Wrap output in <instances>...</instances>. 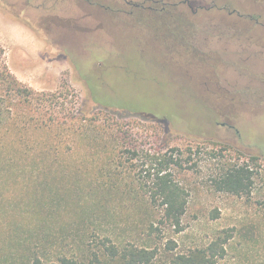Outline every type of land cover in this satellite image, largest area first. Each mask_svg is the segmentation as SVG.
Returning <instances> with one entry per match:
<instances>
[{"label":"rangeland","instance_id":"rangeland-1","mask_svg":"<svg viewBox=\"0 0 264 264\" xmlns=\"http://www.w3.org/2000/svg\"><path fill=\"white\" fill-rule=\"evenodd\" d=\"M157 1L177 4L166 13L185 26L190 46L186 58L171 53L176 64L154 66L155 79L167 84L175 102L178 118L171 123L91 103L87 86L97 97L112 94L111 79L122 69L144 78L145 65L131 66L133 56L161 60L139 22L143 16L137 24L106 12L131 3L148 16ZM0 48L20 83L58 96L57 110L120 138L132 177L154 171L172 148L188 169L176 175L188 193L184 230L160 227L156 237L146 229L154 219L145 207L147 188L133 186L131 196L86 195L83 209L72 214L45 197L40 216L34 197L43 192L42 178L30 161L4 171L1 161L8 156H0V264L84 257L97 252L104 237L119 246L158 247L160 253L171 239L177 248L170 254L186 253L228 230L231 238L218 264H264V0H0ZM226 165H247L246 195L217 190Z\"/></svg>","mask_w":264,"mask_h":264},{"label":"trees","instance_id":"trees-1","mask_svg":"<svg viewBox=\"0 0 264 264\" xmlns=\"http://www.w3.org/2000/svg\"><path fill=\"white\" fill-rule=\"evenodd\" d=\"M156 5L157 11L148 7V16L144 15L146 11L131 3L123 4L122 10H106L112 15L130 17L137 24L140 22L149 38L156 43L161 60L150 57L149 61L143 62L137 55L129 60L135 68L145 65L144 73L148 76L133 78L126 69H122L111 79L112 94L102 97H97L91 84L87 83V86L91 103L108 110L171 123L178 118L175 102L167 96V84L155 79L157 71L154 66L156 61L176 64L171 53L186 58L190 46L186 35H183L185 26L177 25L179 18L176 15L166 13L174 10L177 4L157 1ZM142 16V23L138 22ZM120 21L126 24L123 19ZM131 51L135 54L134 50ZM59 104L58 96L35 92L20 83L9 71L4 50L0 48V156H8L1 161V166L4 171H10L24 167L30 161V167L42 178L39 183L43 185V192L37 191L34 197L37 215L45 212V197L72 214L74 209H83L84 202L81 201L86 195L101 192L131 196L135 186L142 190L147 188L149 192L145 207L149 218L154 219L146 225L148 234L158 237L160 227L170 228L175 234L181 233L188 193L176 175L188 169L176 157L178 149L172 148L170 154H164L154 171H143V177L139 179L132 177L122 160L124 146L121 139L74 113L57 110ZM10 151L11 154L7 153ZM246 168L247 165L224 166L216 181L217 190L233 196L246 195L251 185L250 172ZM79 219L83 222L82 217ZM230 232L224 231L203 248L176 254H170L177 248V243L171 239L165 241L164 250L160 253L158 247L119 246L109 237H104L99 241L98 251H91L87 256L59 257L48 262L34 257L28 264H218L226 255Z\"/></svg>","mask_w":264,"mask_h":264},{"label":"flooded vegetation","instance_id":"flooded-vegetation-1","mask_svg":"<svg viewBox=\"0 0 264 264\" xmlns=\"http://www.w3.org/2000/svg\"><path fill=\"white\" fill-rule=\"evenodd\" d=\"M156 4H157V2H153V6L149 7V8L152 9L153 11H157V8H156L157 5ZM162 9H163V7L158 9V10H162Z\"/></svg>","mask_w":264,"mask_h":264},{"label":"water","instance_id":"water-1","mask_svg":"<svg viewBox=\"0 0 264 264\" xmlns=\"http://www.w3.org/2000/svg\"><path fill=\"white\" fill-rule=\"evenodd\" d=\"M224 124H221V126H223Z\"/></svg>","mask_w":264,"mask_h":264}]
</instances>
